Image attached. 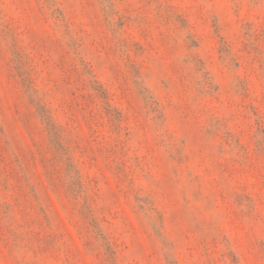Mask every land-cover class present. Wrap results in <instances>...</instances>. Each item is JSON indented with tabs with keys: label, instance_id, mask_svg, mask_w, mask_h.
I'll use <instances>...</instances> for the list:
<instances>
[{
	"label": "rangeland",
	"instance_id": "374dc122",
	"mask_svg": "<svg viewBox=\"0 0 264 264\" xmlns=\"http://www.w3.org/2000/svg\"><path fill=\"white\" fill-rule=\"evenodd\" d=\"M0 264H264V0H0Z\"/></svg>",
	"mask_w": 264,
	"mask_h": 264
}]
</instances>
